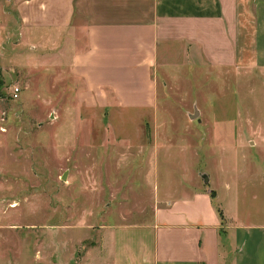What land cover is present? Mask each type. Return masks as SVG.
<instances>
[{"label":"rangeland","instance_id":"1","mask_svg":"<svg viewBox=\"0 0 264 264\" xmlns=\"http://www.w3.org/2000/svg\"><path fill=\"white\" fill-rule=\"evenodd\" d=\"M2 10L0 264H109V231L150 221L180 188L230 209L222 239L264 223V66L189 58L156 69L151 107L121 106L84 91L61 49L23 41L13 2Z\"/></svg>","mask_w":264,"mask_h":264},{"label":"crops","instance_id":"2","mask_svg":"<svg viewBox=\"0 0 264 264\" xmlns=\"http://www.w3.org/2000/svg\"><path fill=\"white\" fill-rule=\"evenodd\" d=\"M2 1L13 2L23 41L61 49L84 91L121 106L151 107L156 69L164 73L189 58L215 67H241L249 59L264 66V0ZM217 197L207 186L160 197L150 221L109 231L105 258L109 264H264V223L247 234L249 224L232 222L233 232L222 239L220 211L229 220L230 209L217 208ZM248 240L251 253L239 254ZM223 241L231 243V256Z\"/></svg>","mask_w":264,"mask_h":264},{"label":"water","instance_id":"3","mask_svg":"<svg viewBox=\"0 0 264 264\" xmlns=\"http://www.w3.org/2000/svg\"><path fill=\"white\" fill-rule=\"evenodd\" d=\"M65 177H66V173H63V174L61 175V179L64 180ZM202 177H203V181H204V182H208V176H207L206 174H204Z\"/></svg>","mask_w":264,"mask_h":264},{"label":"trees","instance_id":"4","mask_svg":"<svg viewBox=\"0 0 264 264\" xmlns=\"http://www.w3.org/2000/svg\"><path fill=\"white\" fill-rule=\"evenodd\" d=\"M3 84V78L1 76V73H0V86Z\"/></svg>","mask_w":264,"mask_h":264},{"label":"built area","instance_id":"5","mask_svg":"<svg viewBox=\"0 0 264 264\" xmlns=\"http://www.w3.org/2000/svg\"><path fill=\"white\" fill-rule=\"evenodd\" d=\"M16 91H18V88H15V89H14V93H16Z\"/></svg>","mask_w":264,"mask_h":264}]
</instances>
